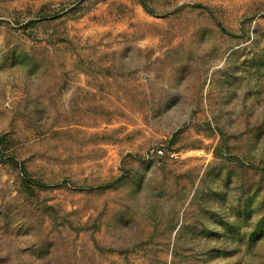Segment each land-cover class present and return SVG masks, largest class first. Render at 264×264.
I'll return each instance as SVG.
<instances>
[{
  "label": "rangeland",
  "instance_id": "1",
  "mask_svg": "<svg viewBox=\"0 0 264 264\" xmlns=\"http://www.w3.org/2000/svg\"><path fill=\"white\" fill-rule=\"evenodd\" d=\"M0 137V264H264V0H0Z\"/></svg>",
  "mask_w": 264,
  "mask_h": 264
},
{
  "label": "trees",
  "instance_id": "2",
  "mask_svg": "<svg viewBox=\"0 0 264 264\" xmlns=\"http://www.w3.org/2000/svg\"><path fill=\"white\" fill-rule=\"evenodd\" d=\"M2 141H3V139L0 137V142H2ZM21 171H22L23 173H26V174H27V170H26V168H25L24 166L21 167ZM35 182H37L38 184H39V183L41 184L40 181H35Z\"/></svg>",
  "mask_w": 264,
  "mask_h": 264
},
{
  "label": "built area",
  "instance_id": "3",
  "mask_svg": "<svg viewBox=\"0 0 264 264\" xmlns=\"http://www.w3.org/2000/svg\"><path fill=\"white\" fill-rule=\"evenodd\" d=\"M158 153L159 154H164V150L163 149H158ZM172 156H174V154H171Z\"/></svg>",
  "mask_w": 264,
  "mask_h": 264
}]
</instances>
